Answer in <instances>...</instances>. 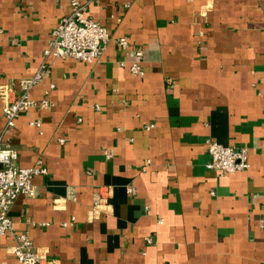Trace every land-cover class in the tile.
Here are the masks:
<instances>
[{
  "label": "crops",
  "instance_id": "crops-1",
  "mask_svg": "<svg viewBox=\"0 0 264 264\" xmlns=\"http://www.w3.org/2000/svg\"><path fill=\"white\" fill-rule=\"evenodd\" d=\"M84 1L109 31L101 55L49 56L30 90L49 104L5 133L15 164L48 167L10 204L16 231L54 264H264V0ZM70 10L0 0V113ZM207 137L247 147L249 166L208 167ZM13 243L0 264H18Z\"/></svg>",
  "mask_w": 264,
  "mask_h": 264
},
{
  "label": "built area",
  "instance_id": "built-area-1",
  "mask_svg": "<svg viewBox=\"0 0 264 264\" xmlns=\"http://www.w3.org/2000/svg\"><path fill=\"white\" fill-rule=\"evenodd\" d=\"M68 1L71 10L51 30L44 48V58L41 65L30 77L20 81L22 90L19 95L6 101L0 113V118L3 119V124L0 123V237L2 235L13 237L14 243L10 245V250L16 256L18 264H54L53 259L47 258L32 243L25 232L16 231L8 213L9 206L18 193H25L30 196L36 194L32 177L35 174L47 173L48 167L42 159H38L32 165L15 164L17 151L6 142L5 133L11 131L16 117L28 106L45 107L49 104L46 95L39 102L30 97L32 86L40 81L43 76L49 56L54 58L72 57L91 62L101 55L109 38L107 27L86 14V1ZM1 32L0 29V40ZM9 40L14 42L15 38L11 37ZM117 41L121 47L128 45V38L125 35L119 36ZM142 54V49L137 48L134 51V58L129 63V69L140 76L144 74V69L141 66ZM121 64L123 65V61ZM31 123L39 125L40 121L32 120ZM152 125L153 123H148L145 127L150 128ZM205 141L209 153L208 167L217 170L219 173H227L242 170L249 166L247 147L223 144L210 137H207ZM128 190L132 191L133 188L128 187ZM102 203L101 195H97L91 209L93 216L98 215Z\"/></svg>",
  "mask_w": 264,
  "mask_h": 264
}]
</instances>
